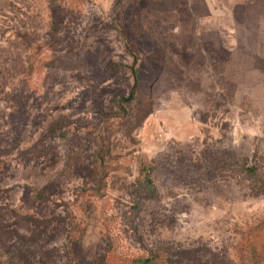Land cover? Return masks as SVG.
Segmentation results:
<instances>
[{"label": "rangeland", "instance_id": "rangeland-1", "mask_svg": "<svg viewBox=\"0 0 264 264\" xmlns=\"http://www.w3.org/2000/svg\"><path fill=\"white\" fill-rule=\"evenodd\" d=\"M251 253L264 0H0V264Z\"/></svg>", "mask_w": 264, "mask_h": 264}, {"label": "trees", "instance_id": "trees-1", "mask_svg": "<svg viewBox=\"0 0 264 264\" xmlns=\"http://www.w3.org/2000/svg\"><path fill=\"white\" fill-rule=\"evenodd\" d=\"M136 89H137V84H134L132 89H131V91H130V93H129V95H128V97L122 99V102L124 104L131 103L134 100ZM149 114H150V111H148L146 115H149ZM60 125H62V122H59L57 127H59ZM141 174L143 175L144 179H142L141 182H139L140 186L144 190H146L148 194L153 193V191L151 189V180L149 178V170L143 168L141 170ZM251 251H254L253 248L251 249ZM186 253H188V252H186ZM261 257H262V260L260 259ZM239 258L242 260V256H239ZM247 260H248V262H252V263H258L260 261V262H263V264H264V256L263 255H258V254H255V253H251V255L249 256V258ZM151 262H152L151 259L150 260H144V261L142 259H138V260L135 261V263H137V264H150ZM239 262H240V260H239Z\"/></svg>", "mask_w": 264, "mask_h": 264}]
</instances>
